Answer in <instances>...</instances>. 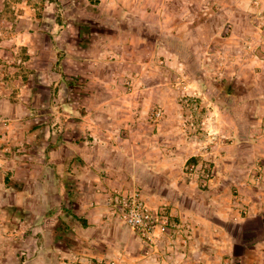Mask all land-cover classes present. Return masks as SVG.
<instances>
[{
    "label": "rangeland",
    "instance_id": "374dc122",
    "mask_svg": "<svg viewBox=\"0 0 264 264\" xmlns=\"http://www.w3.org/2000/svg\"><path fill=\"white\" fill-rule=\"evenodd\" d=\"M254 198L264 0H0V264H192L205 217L215 264H264Z\"/></svg>",
    "mask_w": 264,
    "mask_h": 264
},
{
    "label": "crops",
    "instance_id": "0c3cea01",
    "mask_svg": "<svg viewBox=\"0 0 264 264\" xmlns=\"http://www.w3.org/2000/svg\"><path fill=\"white\" fill-rule=\"evenodd\" d=\"M251 202H253V214L250 216L251 217V221L253 222H257L259 224V229L258 228H254V232L255 234H257L259 232V230L261 229V233H263L264 235V199H252ZM245 203H247V201H245ZM97 209H93L88 211L87 213L83 214L84 216H79V219L81 220L83 218V222L84 224H89V226L87 227H81V229H84L85 232H88L89 234L92 232H94V228L91 226V224L93 223L94 219L97 216H94L93 212H96ZM255 210V211H254ZM196 213L195 212H183V214H181V219L183 221H185V226H188V221H192L190 219H195ZM204 216V215H201ZM82 217V218H81ZM204 218V217H203ZM210 219L205 217L204 220L199 221L201 226H193V225H189L190 230H185V232H191V229H195L194 233H197L200 235L201 238H203V241L199 244V247H195L196 245H194V243L191 241L190 242V247L188 249L187 252H184L185 248L181 247V250L179 251V253L181 255H183L184 253L187 254L188 258L191 259V263L192 264H215L214 263V259H213V249H212V241H211V237H212V230H213V226L212 224H210L209 221ZM247 219L244 218L243 222H245ZM250 220V219H249ZM248 221V220H247ZM202 225H205V227H202ZM241 227V226H240ZM246 228V227H245ZM258 229V230H257ZM247 230V228H246ZM245 230V231H246ZM163 234L165 235L166 233V229H160L158 230V234ZM193 233V232H192ZM204 235V237H203ZM93 245H95V243H98L97 238H91ZM204 242V244H203ZM192 246V247H191ZM255 249L262 251L264 253V237L263 239L259 240L256 244H255ZM193 251V254H192ZM242 255H240L241 257ZM244 256V255H243ZM257 263L259 264H263V260L258 261Z\"/></svg>",
    "mask_w": 264,
    "mask_h": 264
},
{
    "label": "built area",
    "instance_id": "2783aa9c",
    "mask_svg": "<svg viewBox=\"0 0 264 264\" xmlns=\"http://www.w3.org/2000/svg\"><path fill=\"white\" fill-rule=\"evenodd\" d=\"M120 207L124 212L125 223L143 238L151 239L158 226L153 210L148 206L140 194L119 195ZM166 222L165 220L163 221Z\"/></svg>",
    "mask_w": 264,
    "mask_h": 264
}]
</instances>
